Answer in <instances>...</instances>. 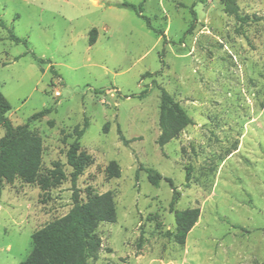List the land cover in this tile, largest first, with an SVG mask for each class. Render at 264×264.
<instances>
[{"label":"rangeland","instance_id":"374dc122","mask_svg":"<svg viewBox=\"0 0 264 264\" xmlns=\"http://www.w3.org/2000/svg\"><path fill=\"white\" fill-rule=\"evenodd\" d=\"M122 2L143 5L166 42ZM237 3L248 23L221 0H0L8 117L19 126L52 109L29 127L43 140L37 179L4 183L0 264L24 261L32 235L72 209L67 153L85 119L80 144L92 162L77 188L84 202L112 192L117 209L116 223L97 228L102 245L88 264H264V0ZM159 86L193 121L163 148ZM57 162L67 179L52 185ZM112 162L121 173L109 179ZM141 167L173 180V211L170 184L153 186ZM192 208L200 218L181 246L166 232Z\"/></svg>","mask_w":264,"mask_h":264},{"label":"trees","instance_id":"16d2710c","mask_svg":"<svg viewBox=\"0 0 264 264\" xmlns=\"http://www.w3.org/2000/svg\"><path fill=\"white\" fill-rule=\"evenodd\" d=\"M221 2L227 14L234 16L238 22L248 23L250 17L241 14L237 0H221ZM115 5L135 12L146 22L148 28L162 36L164 43L166 42L165 34L153 28L149 18L144 15L143 5L130 2ZM0 25L3 26L4 23L0 22ZM11 39L18 43H26L15 34L11 35ZM35 58L40 63H45V60L37 56ZM152 75L147 73L145 77ZM159 90L161 91V134L158 145L163 148L177 138L193 121L181 104L165 88L159 86ZM146 93L145 90L140 97H145ZM261 106L264 107V102ZM11 109L7 98L0 94V126L5 129V135L0 139V199L4 183L12 184L17 178L33 183L37 179L42 166L43 140L29 127L34 120L52 112L51 108H47L34 114L26 124L15 126L8 117ZM88 127V119H85L83 127H77L74 130L75 140L67 153V163L72 168L70 179L73 190V207L67 215L46 225L32 235L33 249L20 264H88L90 259L98 258V252L102 245L101 239L96 234L99 225L101 223H116L117 221V209L112 192L89 195L88 200L84 202L81 199L80 190L77 188L79 177L83 175L85 168L92 162L91 157L82 152L80 144ZM118 132L123 144L128 146L131 141L122 135L120 128ZM140 170L145 171L149 182L155 187H159L164 180L170 184L173 189L170 209L173 211L180 198V192L175 187L173 180L163 177L152 168L141 167ZM106 172L109 179L118 178L121 169L115 162H112L107 167ZM66 179L67 176L62 170L61 164L55 163L47 183L59 185ZM187 179H189V175ZM40 185L45 189V181ZM199 218V208L176 212V231L166 232V237L178 245H185L189 232L194 228Z\"/></svg>","mask_w":264,"mask_h":264},{"label":"built area","instance_id":"2783aa9c","mask_svg":"<svg viewBox=\"0 0 264 264\" xmlns=\"http://www.w3.org/2000/svg\"><path fill=\"white\" fill-rule=\"evenodd\" d=\"M56 95H57V96H60V91H58V92L56 93Z\"/></svg>","mask_w":264,"mask_h":264}]
</instances>
